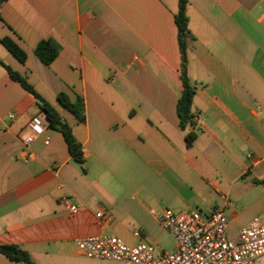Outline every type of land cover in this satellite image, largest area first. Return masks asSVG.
Instances as JSON below:
<instances>
[{"label":"crops","instance_id":"crops-1","mask_svg":"<svg viewBox=\"0 0 264 264\" xmlns=\"http://www.w3.org/2000/svg\"><path fill=\"white\" fill-rule=\"evenodd\" d=\"M177 10L178 0L1 5L0 39L26 58L20 63L0 43V62L70 127L82 162L0 64V245L18 246L31 264H122L85 258L76 243L108 234L164 252L163 209L222 207L232 241L252 218L264 225V185L254 182L264 178V0H186L187 76L195 88L187 131L196 135L189 147L175 110ZM46 39L60 46L49 65L34 53ZM60 92L82 99L83 122L57 101ZM34 117L46 128L25 151L21 135ZM0 264L21 263L0 254Z\"/></svg>","mask_w":264,"mask_h":264},{"label":"built area","instance_id":"built-area-1","mask_svg":"<svg viewBox=\"0 0 264 264\" xmlns=\"http://www.w3.org/2000/svg\"><path fill=\"white\" fill-rule=\"evenodd\" d=\"M45 128V121L39 117L29 121L21 135L25 151ZM44 144H48V138ZM25 156L28 157L29 153ZM68 210L74 212L76 206L69 205ZM96 218L100 221L106 219L102 212H97ZM157 221L174 240L171 252H161L146 242L130 246L108 234L78 240L77 250L85 258L122 264H253L264 256V225L257 217L238 231L235 241L227 235V218L222 207H215L208 213L198 209H163Z\"/></svg>","mask_w":264,"mask_h":264},{"label":"trees","instance_id":"trees-1","mask_svg":"<svg viewBox=\"0 0 264 264\" xmlns=\"http://www.w3.org/2000/svg\"><path fill=\"white\" fill-rule=\"evenodd\" d=\"M7 0H0V7ZM186 0H178V10L174 16L176 27L177 44L180 54V94L176 101V115L178 118V126L181 131H185L184 139L187 147L191 146L196 135L192 131H187V128L192 126L193 115L191 113V102L195 93V88L189 82L187 76V42L192 40V37L187 28V17L185 14ZM0 43L11 53L20 63L25 61V53L20 49L15 42L9 38L0 39ZM60 50L59 44L54 39L41 40L35 47L34 53L44 65H49L58 55ZM5 68L9 78L17 83L22 89L31 94L37 101V104L43 113L49 129L61 134L66 144L68 153L74 161L82 162V153L80 144L72 135L70 127L59 117L57 112L51 108L26 82V80L16 71L0 62ZM57 101L70 112L79 122L84 121L83 102L81 98H77L71 102L68 96L60 92L56 95ZM255 183L264 185V178L254 180ZM0 254L6 258L21 264H31L28 253L20 249L16 245H0Z\"/></svg>","mask_w":264,"mask_h":264},{"label":"rangeland","instance_id":"rangeland-1","mask_svg":"<svg viewBox=\"0 0 264 264\" xmlns=\"http://www.w3.org/2000/svg\"><path fill=\"white\" fill-rule=\"evenodd\" d=\"M158 246L162 248L164 252H171L174 246V240L169 234H165L161 241L158 243Z\"/></svg>","mask_w":264,"mask_h":264}]
</instances>
